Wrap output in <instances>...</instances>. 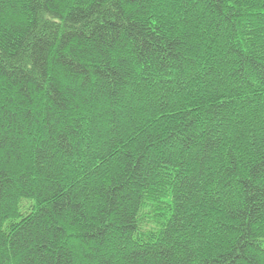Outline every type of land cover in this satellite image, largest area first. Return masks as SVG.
Here are the masks:
<instances>
[{
  "label": "trees",
  "instance_id": "16d2710c",
  "mask_svg": "<svg viewBox=\"0 0 264 264\" xmlns=\"http://www.w3.org/2000/svg\"><path fill=\"white\" fill-rule=\"evenodd\" d=\"M0 264H264V0H0Z\"/></svg>",
  "mask_w": 264,
  "mask_h": 264
}]
</instances>
